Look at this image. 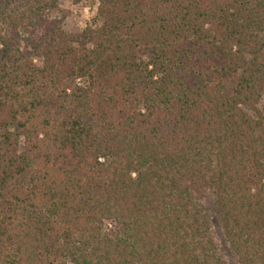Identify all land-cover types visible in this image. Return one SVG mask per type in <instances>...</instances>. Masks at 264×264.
Returning <instances> with one entry per match:
<instances>
[{
    "label": "trees",
    "instance_id": "16d2710c",
    "mask_svg": "<svg viewBox=\"0 0 264 264\" xmlns=\"http://www.w3.org/2000/svg\"><path fill=\"white\" fill-rule=\"evenodd\" d=\"M95 1L0 6V264H264V0Z\"/></svg>",
    "mask_w": 264,
    "mask_h": 264
},
{
    "label": "rangeland",
    "instance_id": "374dc122",
    "mask_svg": "<svg viewBox=\"0 0 264 264\" xmlns=\"http://www.w3.org/2000/svg\"><path fill=\"white\" fill-rule=\"evenodd\" d=\"M7 2L8 0H0V6L2 7L4 5L3 3H5L3 6L5 8ZM8 3H10V1ZM60 5L70 13L65 23L66 31H83L87 27L99 28L102 26V21L98 18V1L82 0L79 3H75V0H60ZM21 150H23V141L21 142ZM188 186H190L197 199L212 211V191L208 187L200 188L199 186L192 185V183H188ZM212 226L216 242L220 246L226 260L229 264H237L224 242L222 227L215 219L212 221Z\"/></svg>",
    "mask_w": 264,
    "mask_h": 264
}]
</instances>
